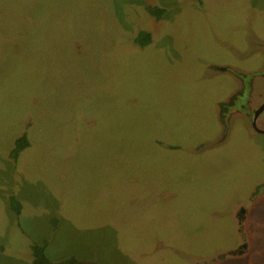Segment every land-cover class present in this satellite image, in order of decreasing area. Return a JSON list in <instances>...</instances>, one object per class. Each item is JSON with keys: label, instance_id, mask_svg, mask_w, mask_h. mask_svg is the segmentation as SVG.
<instances>
[{"label": "rangeland", "instance_id": "374dc122", "mask_svg": "<svg viewBox=\"0 0 264 264\" xmlns=\"http://www.w3.org/2000/svg\"><path fill=\"white\" fill-rule=\"evenodd\" d=\"M247 30L264 35V0H0V264H30L32 243L52 264L235 247L264 145L236 129L216 142L234 82L210 66L260 61L240 56ZM249 207L246 254L206 264H264V197Z\"/></svg>", "mask_w": 264, "mask_h": 264}, {"label": "flooded vegetation", "instance_id": "af4514ba", "mask_svg": "<svg viewBox=\"0 0 264 264\" xmlns=\"http://www.w3.org/2000/svg\"><path fill=\"white\" fill-rule=\"evenodd\" d=\"M242 54L241 57H247L253 53H260L261 59L256 63L248 66H236L232 69L229 65L220 67V65H211L215 72H225L230 80L234 82V87L231 93L222 101L216 103L217 124L219 127V135L216 142H224L229 133H234L238 130L245 137H261L264 145V35L261 32L247 30L246 34H241L240 44L238 46ZM234 53L238 51L233 50ZM231 64V63H226ZM264 161V156L262 157ZM264 179L257 184L253 191L247 197L244 206L241 204L236 207L233 212V217L236 222H239L245 232L244 224L249 211V206L259 197H264ZM250 200V201H249ZM246 203H249L248 206ZM248 206V207H247ZM248 251V241L245 236L240 233L237 235V243L235 247L230 249L229 254L243 256L245 246ZM226 256V253H218L210 261H217L219 258ZM238 256V255H237ZM66 259V258H65ZM64 260V259H63ZM62 261V260H61ZM204 263V261H202ZM206 262V263H207ZM200 264L199 261H194L193 264ZM205 263V264H206ZM62 264V263H61ZM64 264V263H63Z\"/></svg>", "mask_w": 264, "mask_h": 264}, {"label": "trees", "instance_id": "16d2710c", "mask_svg": "<svg viewBox=\"0 0 264 264\" xmlns=\"http://www.w3.org/2000/svg\"><path fill=\"white\" fill-rule=\"evenodd\" d=\"M146 10L155 17H159L164 12V9L161 7L147 6ZM149 39H150V35L146 31L141 30L136 33L135 37L133 38V41L139 46H144L146 43H148ZM27 144L28 142L24 135H21L15 138L13 142V146L9 152L10 156L14 157L21 149L26 147ZM9 206L15 214L18 213L19 205L15 199L13 198L10 199ZM30 251H31L30 264H52V262H50L49 259L45 255V244L44 243H32L30 245ZM58 263L91 264L87 261L77 260L74 257L66 258Z\"/></svg>", "mask_w": 264, "mask_h": 264}, {"label": "water", "instance_id": "95a60500", "mask_svg": "<svg viewBox=\"0 0 264 264\" xmlns=\"http://www.w3.org/2000/svg\"><path fill=\"white\" fill-rule=\"evenodd\" d=\"M236 220V219H235ZM236 233H241L242 235H244L245 236V232H243V229H242V227L240 228V226H239V222H236ZM243 246H245L244 244H243ZM246 247V246H245ZM246 249H247V247L245 248V250L243 251L244 253H246ZM229 251H230V249H228V250H225V251H223V252H220V253H223V255L226 253V257H232V256H240L241 255V253L240 254H237V255H231V254H229ZM216 256V255H215ZM213 257L212 256H208V257H205V258H203V259H199L200 261H210L211 259H212Z\"/></svg>", "mask_w": 264, "mask_h": 264}]
</instances>
